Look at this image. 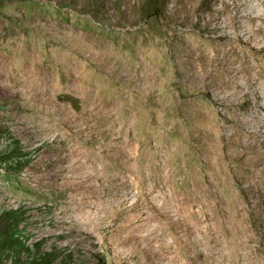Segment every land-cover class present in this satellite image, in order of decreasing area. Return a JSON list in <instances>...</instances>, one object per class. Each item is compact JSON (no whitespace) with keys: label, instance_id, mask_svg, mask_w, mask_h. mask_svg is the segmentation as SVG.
Wrapping results in <instances>:
<instances>
[{"label":"rangeland","instance_id":"rangeland-1","mask_svg":"<svg viewBox=\"0 0 264 264\" xmlns=\"http://www.w3.org/2000/svg\"><path fill=\"white\" fill-rule=\"evenodd\" d=\"M155 4L0 1V230L14 210L20 261L264 264V0ZM198 18L236 54L189 57L213 47Z\"/></svg>","mask_w":264,"mask_h":264},{"label":"trees","instance_id":"trees-1","mask_svg":"<svg viewBox=\"0 0 264 264\" xmlns=\"http://www.w3.org/2000/svg\"><path fill=\"white\" fill-rule=\"evenodd\" d=\"M154 1L156 3L155 6L162 2V0ZM175 9L176 7L173 8V13L175 12ZM163 14L166 17L184 18L183 15L179 14L178 12L177 15H173L170 14V11L163 10ZM197 22L203 28L204 33L207 35V40L212 41L213 47L212 49L204 50L203 48L192 46L188 51L189 57L192 56L193 52H201L202 50L204 52L206 51V54H208L209 56L222 54L223 56L231 57L233 56V54H236V46H234L232 42H226V40L222 38L221 35H218V33H212V29H215L217 25H214L213 27L210 24L203 25L200 18H198ZM254 46L259 47V45ZM232 62L235 63V59ZM258 65L264 68V66H261L260 64ZM222 88L224 89V87ZM13 154L15 156H23L22 153H20V151L17 149L13 150ZM3 213L8 215L9 221L7 222V225L0 230V262L2 261L3 255L6 253L13 260V264H56L57 255L55 252H43L37 253L36 255L31 253L26 260L24 259L23 261H20L18 252L26 245L25 240L28 236L25 235L24 232L22 233V230L18 225V215H16L14 210H5L3 211ZM254 231L256 235L259 233V230L256 228V226L254 227ZM38 246L39 243H35V247L37 248ZM30 252L32 251L30 250Z\"/></svg>","mask_w":264,"mask_h":264},{"label":"bare ground","instance_id":"bare-ground-1","mask_svg":"<svg viewBox=\"0 0 264 264\" xmlns=\"http://www.w3.org/2000/svg\"><path fill=\"white\" fill-rule=\"evenodd\" d=\"M254 79L256 80L257 79V77H254ZM258 83H262V82H258ZM262 88L264 89V83H262ZM260 96H262V94H260V93H258ZM253 148V147H252ZM114 186H115V188L118 186V183H115L114 184ZM109 191H107V193H108ZM123 191H119V195H123V193H122ZM263 195H264V192H261ZM109 198H110V196H109ZM127 199H128V196H127ZM82 236L81 235H79V238H81ZM66 242H67V240H65ZM68 244V243H67Z\"/></svg>","mask_w":264,"mask_h":264}]
</instances>
